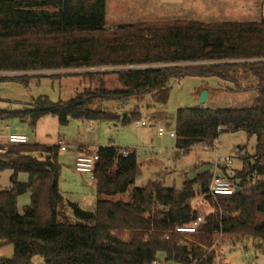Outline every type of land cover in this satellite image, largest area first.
<instances>
[{
  "label": "trees",
  "instance_id": "16d2710c",
  "mask_svg": "<svg viewBox=\"0 0 264 264\" xmlns=\"http://www.w3.org/2000/svg\"><path fill=\"white\" fill-rule=\"evenodd\" d=\"M101 68L116 70L78 75L88 87L74 98L54 103L41 96L19 110H0V122L16 119L32 130L46 116L61 126L69 120L115 123L117 116L95 106L145 97L153 106L163 105L171 81L214 78L232 83L236 92L255 91L254 106L178 109L176 149L185 156L195 145H211L222 132L243 131L255 139L253 152L240 158L239 149L238 171L218 166L232 191L210 203L213 212L202 217L194 234L178 235L175 227L198 216L189 203L206 195L211 171L184 180L178 190L154 181L138 188L134 184L142 173L135 152L100 147L92 174L94 211L70 204L91 224H75L59 209V147L5 146L0 173L12 175L11 187L0 191V246L11 245L13 257L0 264H32L34 257L45 264H216L214 252L206 249L217 235L257 240L264 255V19L168 20L107 28L105 0H0V72ZM248 77L256 85L241 88L238 79ZM30 78L0 77V83L26 85ZM138 118L139 113L124 115L119 124ZM19 174L27 181L18 182ZM27 192L29 205L20 215L17 198Z\"/></svg>",
  "mask_w": 264,
  "mask_h": 264
},
{
  "label": "rangeland",
  "instance_id": "374dc122",
  "mask_svg": "<svg viewBox=\"0 0 264 264\" xmlns=\"http://www.w3.org/2000/svg\"><path fill=\"white\" fill-rule=\"evenodd\" d=\"M264 12L262 0H105V26L114 28L121 25L139 22H158L168 20H192L203 23L260 21ZM98 69H68L28 73L0 72V77H32L26 85L17 82L0 83V110H19L38 97L45 96L51 102L68 101L88 87L78 75L98 72ZM112 70V69H111ZM113 71V70H112ZM111 72V71H107ZM113 78H109L110 80ZM241 88L256 85L252 77L238 79ZM108 87H111L108 85ZM232 83L218 79H199L185 77L170 82L167 101L163 105H152L145 97L140 102L129 99L122 102L105 101L95 108L117 116L115 123L102 121L69 120L61 126L55 117L42 118L32 130L28 123L18 120L0 122V142H7L9 135H22L27 144L64 146L66 151L59 150L58 163L61 166L58 191L62 201L59 209L65 213L67 220L75 224L85 223L74 213L72 205L83 212L95 209V188L88 174L76 173L68 159L71 152L75 156L92 154L95 146L113 145L125 151L134 150L137 162L141 164V177L135 181V187H143L148 181H154L166 188L180 189L184 180H191L202 171H213V165H222L229 158L232 172L241 168L235 155L239 149L243 158L251 154L255 145L254 137H248L243 131L222 132L216 139V148L205 149V144L195 145L187 155L182 156L179 150L175 153L174 138L168 133L174 131L175 113L180 108L209 109H244L255 104L256 92L246 90L234 91ZM207 95L201 104L199 96ZM139 113V118L129 125L122 126V116ZM137 125V127H136ZM7 127V129H5ZM162 128L164 135L157 136V129ZM74 140V141H73ZM75 142L82 147H68ZM59 143V144H58ZM64 144V145H63ZM88 149L83 148V146ZM7 146V145H4ZM136 148V149H134ZM158 162V163H156ZM11 171L0 173V191L11 187ZM18 182H26L27 176L19 174ZM29 193L17 198L16 209L22 215L29 205ZM127 201V197H116L115 200ZM211 202L214 199L197 196L190 201V207L198 216L213 212ZM71 204V206H70ZM1 244V242H0ZM260 242L252 239L233 240L217 235L210 249L214 252L216 264H264V255L259 248ZM13 257L11 245L0 246V260ZM163 263V256H157ZM32 264H45L39 257L32 259Z\"/></svg>",
  "mask_w": 264,
  "mask_h": 264
},
{
  "label": "built area",
  "instance_id": "2783aa9c",
  "mask_svg": "<svg viewBox=\"0 0 264 264\" xmlns=\"http://www.w3.org/2000/svg\"><path fill=\"white\" fill-rule=\"evenodd\" d=\"M113 71L116 69H112ZM111 68H101L98 69V72H105V71H112ZM137 127V125H136ZM164 135V130L162 128L157 129V136L162 137ZM168 137L175 139V133L174 131H171L168 133ZM21 144H27V139L24 136L20 135H10L8 136L7 142L0 143V154H3L5 152L4 145H21ZM205 149L208 148H216L217 142L216 139L211 142V145L205 144ZM59 150L64 152L66 151V147L64 146H58ZM179 150V149H176ZM97 149L92 154H80L78 156H75L74 158V170L77 173L81 174H88L90 178L92 179V174L94 171L95 163L97 162ZM182 152L181 150H179ZM125 155V153H123ZM218 166H222L225 169L231 168V161L229 158H226L223 160L222 165H214V169L212 171V177L208 185V190L206 195L211 199H216L219 195H226L229 194L232 189L233 185L221 178L218 174ZM203 218L201 216H197L192 222H190L187 225L183 226H177L174 229V232L178 235H187V234H194L198 228V226L202 223Z\"/></svg>",
  "mask_w": 264,
  "mask_h": 264
},
{
  "label": "crops",
  "instance_id": "0c3cea01",
  "mask_svg": "<svg viewBox=\"0 0 264 264\" xmlns=\"http://www.w3.org/2000/svg\"><path fill=\"white\" fill-rule=\"evenodd\" d=\"M262 2H264V0H262ZM261 16V20L262 19H264V12H262V14L260 15ZM147 22V21H146ZM241 22H249V21H241ZM253 22V21H252ZM5 129H7V127H5ZM12 135V134H11ZM10 136V135H9ZM20 136H22V135H20ZM175 140V139H174ZM74 141V140H73ZM0 143H4V142H0ZM59 144V143H58ZM60 145H62V144H60ZM60 145H58V146H60ZM64 145V144H63ZM43 146H51V144H47V145H43ZM68 147H71V148H73V150L74 149H76V148H78V147H82L81 145H79V144H77V143H75V142H72L70 145H67V148ZM90 146L88 145L87 147H85V146H83V148H89ZM101 146H98V145H96L95 146V149L94 150H96V149H98V148H100ZM106 147H114V148H117V147H115V146H113V145H108V146H106ZM174 147H175V141H174ZM134 149H136V148H134ZM175 153H176V147H175ZM131 151H134L133 149H131ZM74 158H75V154H74V152H71L70 154H69V156H68V159L70 160V162L72 163V167H73V170H74ZM156 163H158V162H156ZM138 165H140V167H141V164H139L138 163ZM214 166V165H213ZM60 170H61V166H60ZM75 171V170H74ZM76 172V171H75ZM77 173V172H76ZM81 174V173H80ZM59 176H60V173H59ZM92 183H93V180H92ZM94 184V183H93ZM58 185H59V179H58ZM61 195V194H60ZM65 214V213H64Z\"/></svg>",
  "mask_w": 264,
  "mask_h": 264
},
{
  "label": "water",
  "instance_id": "95a60500",
  "mask_svg": "<svg viewBox=\"0 0 264 264\" xmlns=\"http://www.w3.org/2000/svg\"><path fill=\"white\" fill-rule=\"evenodd\" d=\"M206 99H207V95H206V93H205V92H202V93L200 94V96H199V102H200L201 104H203V103L206 101Z\"/></svg>",
  "mask_w": 264,
  "mask_h": 264
}]
</instances>
